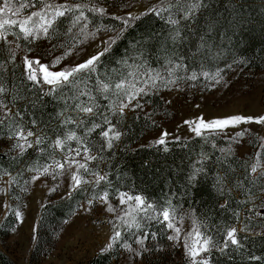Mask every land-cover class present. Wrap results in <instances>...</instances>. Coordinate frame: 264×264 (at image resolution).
I'll list each match as a JSON object with an SVG mask.
<instances>
[{"label": "trees", "instance_id": "trees-1", "mask_svg": "<svg viewBox=\"0 0 264 264\" xmlns=\"http://www.w3.org/2000/svg\"><path fill=\"white\" fill-rule=\"evenodd\" d=\"M207 2L210 7L197 13V20L191 23L192 31H188L181 21L179 27L182 29L181 34L187 36L186 40L173 43L169 38L171 26L165 23L164 18L151 13L141 16L111 51L101 58L95 71L78 74L74 83L65 84L51 94H46L50 88L34 86L28 81L12 55L6 58L5 52L0 54V85L7 89V92L0 94V99L13 109L0 118L3 120L0 124V139L9 138L17 122L33 131V141L35 136L43 138L42 143H34L22 155L11 147L0 150V179L6 174H13L14 177H8L19 188H23L26 169L42 168L66 155L70 148L77 147L76 140L68 141L63 148L54 145L57 137L63 139L73 131L89 147L90 152L96 154L95 165L102 167L103 174H107L106 179L99 184L95 182L74 189L70 195L54 204H47L38 225L39 242L45 234L49 235L54 228H58L60 222L74 213L83 198L91 195L97 198L101 191L110 194L130 192L143 196L152 205L147 210L157 213L158 219H161L160 213L164 208L173 211V215L190 216L199 231L205 237H210L214 245L208 252V264H264V231L251 232V229L260 225L255 219V206L252 204L260 192L257 186L260 176L252 175L251 167L255 162L249 159L250 155L240 156L236 152V135L210 132L188 138L167 139L164 145L154 141L138 144L148 130L157 127L151 117L154 116L151 110L145 114L124 116L125 119L114 112L115 103L122 97V94L114 91L115 84L129 72H137V65L144 67L141 70L148 67L154 69L168 60L183 59H189L194 64H206L212 60L213 65L222 59L235 57L243 47L264 60V0ZM213 17L218 23H214L209 31L208 23ZM98 18H103L106 24L116 22V26H120L112 17L103 15ZM201 35H205L208 45L212 46L210 52L207 47L197 51ZM1 48L4 51V46ZM101 82L108 83L109 90H101ZM159 101L160 98H157L151 102L152 110L161 107ZM90 102L96 105L94 115L79 112L75 108L78 103ZM17 112L20 115H16ZM113 115L123 119L119 126L122 135L115 150L107 146L99 129L90 133L87 131L93 124L105 126L104 118L111 121ZM69 118L71 122L65 124L64 121ZM32 120L36 121L35 125L31 123ZM262 143L264 140L257 138L249 144L256 156V163L264 160ZM256 153L261 155L257 156ZM201 167L204 172L190 181L189 177ZM209 175L215 180L212 189L206 186ZM217 177L221 178L220 183ZM19 194L15 196L20 199ZM17 208L11 207L3 218L0 224L1 237L8 235L15 227L17 219L12 210ZM155 220L149 224L152 230L158 223ZM237 226L243 229L237 231L240 246L229 244L223 248L225 229ZM112 259V252H101L86 264H109ZM0 264L15 263L0 250Z\"/></svg>", "mask_w": 264, "mask_h": 264}, {"label": "rangeland", "instance_id": "rangeland-1", "mask_svg": "<svg viewBox=\"0 0 264 264\" xmlns=\"http://www.w3.org/2000/svg\"><path fill=\"white\" fill-rule=\"evenodd\" d=\"M24 2L25 0H12L14 7H19ZM51 2L63 3L64 0H51ZM69 2L83 3L89 6L97 4L106 10V16L113 17L115 15H125L129 11L134 15L146 13L153 5H157L159 0H69ZM2 5L3 0H0V6ZM34 10V8L25 9L15 16L11 13L0 14V18L20 19ZM88 12L85 9V14L89 18V27L84 33L80 32L79 25L69 32L68 28L71 25L67 18H61L63 22H58L56 29L50 30L51 35L49 37L38 40H24L22 35H17L19 33L18 27L6 28L5 39L0 40V54L5 52L6 58H8L7 55H12L14 62L20 64L25 76L27 75L23 63L25 57L29 59L39 58L42 63L49 65L52 64L55 57H62L55 67L50 68L52 71H59L63 67H71L81 63L89 56L101 51L103 48L101 41L113 35L111 31L105 30L103 26L116 25V22L106 24L102 21L103 18H98L101 15ZM116 27L118 29L120 26ZM88 32H94L95 35L90 36L87 34ZM2 46L5 48L4 51L1 48ZM65 51H68L69 55L65 56ZM174 63L183 66L173 67L172 76H169L166 71V68L169 67L168 62L154 69L160 72L166 80H175L177 76L184 77V79L168 86H164L163 83L157 81L159 85L157 88L149 91L146 96L137 97L141 104L140 108L126 109L123 114L117 110L114 111L125 119L133 114H145L151 110L154 115L151 117L157 127L148 130L140 138L138 144L145 145L150 141H156L162 133H167L165 140L188 138L196 135L184 123L186 120L196 121L198 118L203 117L207 121L232 115L253 117L264 115V60L254 56L249 48L243 47L235 57L222 59L213 65L212 60L206 64H194L189 59L174 61ZM193 72L197 73L195 81L187 79ZM203 72H208L213 78L205 77L201 74ZM217 73L218 75H213ZM131 79H134V77ZM141 86L148 87L137 84V87ZM43 87L50 88L48 85H43ZM122 98L115 103V109H117ZM157 98H160L161 107L152 110L151 102L153 103ZM0 101L2 100L0 99ZM12 110L9 106L5 107L3 102L0 105V118H3ZM120 117L118 118L117 115L110 121L118 131H120L119 126L123 120ZM103 127L106 128L107 125ZM193 127H195L194 124ZM245 129L249 131L245 132L242 137L237 138L235 136L238 142L234 147L240 156L250 155L249 159L252 160V163H256V156L252 153L253 148L249 144L257 138L264 140L262 139L264 138V125L254 122L242 123L227 127L222 131H204L203 134L213 132L232 136ZM100 131L101 129H99V133ZM33 138L34 136L30 139L33 140ZM119 140L113 142L112 147L114 150L117 148ZM12 143V139H0V150L10 148ZM16 151H19V149H16ZM89 154L96 157V154L92 152ZM72 155L75 156V153ZM64 156L62 155L60 159L56 160L63 162ZM75 159L81 163H87L89 169L88 172L82 169L79 170V174L86 181L81 187H87L95 183L93 173L104 175L103 168H98L94 159L85 161L83 152L80 156H75ZM100 162L103 161L100 160ZM49 163L45 166H50ZM260 165L261 168L256 173L252 172V175L260 176L257 181L260 192L254 199L255 201L252 202L255 206V219L260 225H257L258 227L255 229H251L253 233L264 231V215H257V213H264V176L260 175L261 169H264V160L260 161ZM39 169L42 171L43 167ZM53 169L54 165L47 175H40L36 171L26 169L23 188H19L16 182L10 178L13 174H6L0 179V224L11 207L17 208V205H19L17 210L22 213L21 219H17V223L10 233L5 237L0 236V250L15 264H86L97 254L109 251L113 253V259L109 264H134V261L135 264H191L190 257L185 254L184 237L189 233H193L194 228H198L194 220L183 214L180 216L173 215L174 219L171 222L180 229V238L174 240L168 239V236L175 235V233L173 229L167 227L168 222L164 221L163 216L158 219L157 213L148 210L133 213L136 221L140 224L139 228L135 226L127 227L121 219H118V217L130 219V217H125V213L129 211L128 204H120L119 193L121 192L109 193L106 202L98 199L105 191H101L97 198H94V195L83 198L77 204L74 213H71L66 220L60 222L57 229L53 226L54 230H51L52 232L50 231L49 235L48 233L45 234V237L39 242L37 230L39 229L41 214L46 205L54 204L56 201L70 195L75 189L70 187L71 173L77 170L74 164L71 167L65 164L61 175L55 174L56 171L61 170ZM34 175L39 178L33 180ZM214 181L212 176L207 177L206 186L208 189L213 188ZM18 192H20V199L15 196ZM123 193L136 196L130 192ZM89 200L92 201L91 204L88 203ZM109 204L114 208L113 212L107 211ZM146 204L149 203L146 202ZM153 220L158 222L157 226H154V229L157 228L158 230L150 228L149 224ZM235 228L238 231L241 230L240 226ZM115 231H119L121 237L116 241H110ZM159 231L161 232L159 233ZM144 234H148V239L143 241V245L137 244L136 240ZM194 239L193 233V236L189 239L190 245ZM110 242L112 243L111 248L107 247ZM125 243L131 245L133 249L140 250L143 248L147 251L143 252L141 256H133L131 251L121 246ZM209 250L201 252L197 259H207Z\"/></svg>", "mask_w": 264, "mask_h": 264}, {"label": "snow or ice", "instance_id": "snow-or-ice-1", "mask_svg": "<svg viewBox=\"0 0 264 264\" xmlns=\"http://www.w3.org/2000/svg\"><path fill=\"white\" fill-rule=\"evenodd\" d=\"M210 7V3L207 0H159L157 5H153L151 8L147 10L146 13H140L139 15H134L132 12H127L125 15H115L112 18L119 22L120 27L117 29L116 25H105L103 26L105 30L111 31L113 35L107 37V39H103L101 41L103 48L101 51L96 52L94 55L89 56L86 60L81 63H77L71 67H63L59 71H52L50 68L55 67L56 64L59 63L62 57L57 56L52 61V64H44L40 61L39 58L29 59L25 57L23 63L26 68V79L33 83L34 86L38 85H48L50 86L49 92L46 94H51L56 91L58 88L63 87L65 84L74 83L80 73H91L96 70V65L100 62L101 58L108 54L112 47L123 38L126 31L132 26L134 21H138L141 16H145L149 13L154 14L159 18H164L165 23L170 25L169 38L173 41V43H179L187 39V36L182 35V29L179 27L181 21L185 23V27L188 31H192L191 23L197 20V13L203 9ZM34 8V11H31L27 16H24L20 19H10V18H0V40L5 39V30L6 28L18 27L19 33L18 36L22 35L24 40H38L41 38H47L51 35L50 30H55L58 22L62 23L61 18H67L71 27L68 28V31L71 32L72 28L80 26V32L84 33L86 29L89 27V18L85 14V9L89 12L95 13L97 15H105L106 10L97 5L92 4L91 6L83 3H70L69 0H64L63 3H54L51 0H25L24 3H21L19 7H14L12 4V0H3V5L0 6V14L11 13L13 16L18 15L25 9ZM214 23H218L213 17L212 20L208 23V29L211 31ZM90 36H94V32L87 33ZM55 47V45H53ZM207 47L209 52L211 51L212 46L208 45L205 35L200 36V43L197 46V51L200 49ZM64 55H69L68 51L64 52ZM169 67L166 68V71L169 76L173 75V67L179 68L182 67V64H175L174 61L168 60ZM142 65H137V72H129L128 75L119 82L115 84L114 91L117 94H122V99L120 100L119 105L117 106V111L123 114L126 109L132 108H140L141 104L137 100V97L146 96L149 91L154 88H157L159 85L157 81H160L164 84V86H168L169 84H175L179 80L184 79V77L177 76L175 80H166L164 76L160 74V72L152 69L150 67L145 68L141 71ZM219 72V70H218ZM138 73V74H137ZM205 77L211 79L213 76H210L208 72L201 73ZM213 75H218L213 74ZM128 77H134V79H128ZM189 80L195 81L197 79V73L193 72L190 76L187 77ZM137 84L146 85L148 87H137ZM110 85L108 83L101 82L100 88L103 91L109 90ZM42 90V89H41ZM7 92V89L0 85V94ZM84 94V93H81ZM127 101V102H125ZM3 102L0 101V105ZM6 107V105H5ZM75 108L79 110V112L94 115L96 105L92 102L84 104L78 103L75 105ZM16 115H20L19 112ZM71 118L66 119L64 121L65 124L70 123ZM256 123L264 125V115L261 116H242V115H232L224 118H216L212 120H205L203 117L198 118L196 121H185L184 123L190 127V129L196 133V135H202L204 131H222L230 126L240 125L242 123ZM3 123V120H0V124ZM31 123L33 125L36 124L35 120H32ZM103 124L107 125L106 128L102 127L101 124H93L91 128L87 131L94 132L96 129H101L100 135L104 138L108 147H111L113 142L119 140L121 138L122 133L117 130L116 126L112 124L105 117L103 120ZM193 124L195 127H193ZM249 131L245 129L241 132L236 133V137H242L245 132ZM167 133H162L160 138L154 141L156 144L164 145L166 143L165 136ZM34 136V133L31 129H25L24 125L20 122H17L14 127H12L10 133V139L13 140L11 144V148L19 149V154H24L27 149L33 147V144L39 145L42 143L41 136H35V140H31L30 138ZM264 139V138H262ZM76 140L77 147L74 149H69L67 155L64 156L63 162L59 160H53L54 169L53 170H61L56 171V175H61L62 170L67 164L71 167L73 164L76 166V171L71 173V188L79 189L82 184L86 183L83 177L79 174V170H84L88 172L87 163H81L80 161L75 159V156H80L81 152L84 153V159L93 160L96 159L95 156L90 155V149L87 145L84 144V141L81 138L76 136V133L69 132L64 138L57 137L54 141V145L58 148H63L64 145L67 144L68 141ZM261 147H264V143L261 144ZM167 150V149H165ZM75 153V156L72 154ZM257 156H260L261 153H256ZM52 166H44L42 171L39 168L30 169L31 171H36L40 173V175H47ZM261 168L259 162L254 163L251 167V172L256 173L258 169ZM204 172V168L196 169V172L193 173L189 177L190 181H194L197 174ZM95 177V182L97 184L100 181L106 179V175H99L97 173H93ZM260 175L264 176V169H261ZM39 177L34 175L32 177L33 180L38 179ZM11 182V181H10ZM217 182H221V178L217 177ZM53 191L55 189H52ZM109 193L104 192L101 194L98 199L102 202H106L108 199ZM120 204H128L129 211L125 213V217H130V219H124V217H118L121 219L123 223L127 225V227H140V224L136 221V217L133 214L136 211H145L148 208H151L152 205L146 204L145 200L142 196L136 195L132 196L127 193H119ZM134 202V203H130ZM89 204L92 203L91 200L88 201ZM223 208L224 205H221ZM16 219H21L22 213L18 210L13 209ZM107 211L113 212L114 208L109 204L107 207ZM160 215L163 216L164 221H167V227L173 229L175 235L168 236L169 240H174L180 238V229L175 227L171 222L174 219L173 211H170L168 208H164ZM239 215L238 213L236 214ZM258 216L264 215V213H257ZM237 229L235 227H229L225 229L224 236V245L223 248H227L229 244L239 247L240 240L237 238ZM243 231V229H241ZM195 239L192 244H189V239L193 236ZM193 233H189L184 237V247L185 254L190 257L191 264H208L207 259L201 258L197 259L200 256L201 252H207L210 247H213V243L210 237H205L203 233L199 231L198 228H194ZM154 235V234H153ZM121 237V233L119 231H115L110 238V241H116ZM148 239V234H144L141 238L136 240V243L139 245H143V241ZM122 247L128 249L132 252L133 256H141L143 252L147 251L146 249L141 248L140 250L133 249L131 245L123 244ZM107 247L111 248L112 243L110 242ZM223 248L221 251H223ZM103 251V250H102ZM252 259H259V257H252ZM135 264V261H134Z\"/></svg>", "mask_w": 264, "mask_h": 264}, {"label": "bare ground", "instance_id": "bare-ground-1", "mask_svg": "<svg viewBox=\"0 0 264 264\" xmlns=\"http://www.w3.org/2000/svg\"><path fill=\"white\" fill-rule=\"evenodd\" d=\"M49 165H50V166H53V161H51V162L49 163Z\"/></svg>", "mask_w": 264, "mask_h": 264}]
</instances>
